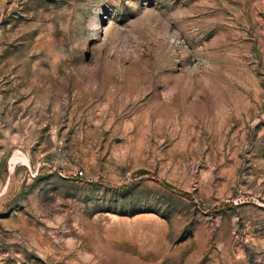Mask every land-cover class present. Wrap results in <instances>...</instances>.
<instances>
[{
  "label": "rangeland",
  "instance_id": "obj_1",
  "mask_svg": "<svg viewBox=\"0 0 264 264\" xmlns=\"http://www.w3.org/2000/svg\"><path fill=\"white\" fill-rule=\"evenodd\" d=\"M0 264H264V0H0Z\"/></svg>",
  "mask_w": 264,
  "mask_h": 264
}]
</instances>
